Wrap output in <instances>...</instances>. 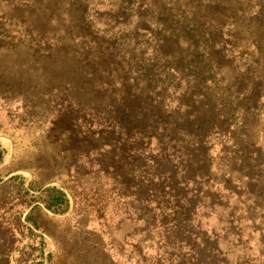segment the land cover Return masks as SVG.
I'll list each match as a JSON object with an SVG mask.
<instances>
[{
    "label": "rangeland",
    "instance_id": "374dc122",
    "mask_svg": "<svg viewBox=\"0 0 264 264\" xmlns=\"http://www.w3.org/2000/svg\"><path fill=\"white\" fill-rule=\"evenodd\" d=\"M0 151V264H264V0H0Z\"/></svg>",
    "mask_w": 264,
    "mask_h": 264
},
{
    "label": "trees",
    "instance_id": "16d2710c",
    "mask_svg": "<svg viewBox=\"0 0 264 264\" xmlns=\"http://www.w3.org/2000/svg\"><path fill=\"white\" fill-rule=\"evenodd\" d=\"M129 2H130V0H129ZM128 5H130L129 3H128ZM85 21V19H83V22ZM132 70V69H131ZM138 70V69H137ZM134 72H136V71H134ZM138 72L139 73H141L142 71H139L138 70ZM137 73V72H136ZM125 110H126V105H125ZM128 114L129 115H131V113L130 112H128ZM142 132V131H141ZM143 133V132H142ZM2 161H3V153L0 151V164L2 163ZM64 199H63V197H57V201H59V202H64L63 201ZM50 207V206H49Z\"/></svg>",
    "mask_w": 264,
    "mask_h": 264
}]
</instances>
